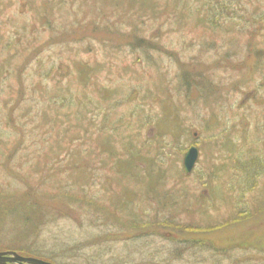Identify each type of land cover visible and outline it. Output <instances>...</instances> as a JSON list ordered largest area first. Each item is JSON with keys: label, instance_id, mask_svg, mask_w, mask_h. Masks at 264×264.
Listing matches in <instances>:
<instances>
[{"label": "rangeland", "instance_id": "rangeland-1", "mask_svg": "<svg viewBox=\"0 0 264 264\" xmlns=\"http://www.w3.org/2000/svg\"><path fill=\"white\" fill-rule=\"evenodd\" d=\"M249 2L261 32L246 21V36L216 42L180 22L159 38L174 56L122 66L128 37L101 10L118 0H0V251L53 264H264V0ZM51 65L62 68L49 76ZM185 72L210 83L183 92ZM57 78L69 99L50 97ZM65 110L74 121H55ZM29 188L31 225L19 213ZM8 197L17 207L3 212Z\"/></svg>", "mask_w": 264, "mask_h": 264}, {"label": "trees", "instance_id": "trees-1", "mask_svg": "<svg viewBox=\"0 0 264 264\" xmlns=\"http://www.w3.org/2000/svg\"><path fill=\"white\" fill-rule=\"evenodd\" d=\"M111 3L113 1H110ZM109 2V3H110ZM117 6L115 3L113 4L115 6V10L113 8L109 9H103L102 11H106L105 15L111 16L113 20H116L114 22L113 27L117 34L118 32L121 33V36L125 34V36L128 37L126 41H128L129 44V54L125 52V49H123L122 46L118 45L120 48L117 51L124 50L123 53H125L123 59H121V65H135V64H146V63H157L161 59V55L163 54H170L171 56H174V51L166 46L159 38L161 36H165L168 33H174V28L178 23L185 22V24L189 23V21L192 23L193 33L192 36L196 38L203 37L204 34H207V36L211 37L214 41L218 42V38L213 37V35H217L219 32L220 34H223L225 31L228 33L226 34V37L230 39L229 35L234 31V29H237V33L241 34L243 36H246V33L243 32V24H252L253 26L256 25V27L259 26L258 22L261 19L254 18L253 15L249 13V8H255L250 4L249 0H118ZM148 13V14H147ZM104 15V14H102ZM104 15V16H105ZM122 17H128V18H139V22H131L128 25H126V28L121 27L122 23ZM238 17V18H237ZM241 18V19H240ZM145 19H150L148 22H144ZM264 20V15H263ZM153 25H148L147 23H152ZM244 22V23H243ZM143 24H147V29H142L141 26ZM259 26V32L262 30ZM142 30V32L139 31ZM157 29V30H156ZM125 30V32H124ZM156 32L154 33V31ZM127 31L129 33H127ZM247 31V30H246ZM250 32L247 33L249 36L253 34L252 30H249ZM126 37V38H127ZM210 40L206 41L207 44L212 47V44H209ZM216 44V43H215ZM227 44V43H226ZM124 46V45H123ZM215 46V45H214ZM213 46V47H214ZM230 46V45H229ZM228 45L226 47L229 48ZM249 46V45H247ZM246 46V47H247ZM217 48V45H216ZM254 51V54L259 53L260 51L257 49L252 48ZM224 51H221V57H223ZM116 59V58H114ZM114 59L110 62V65H113ZM78 60H81L80 58L76 60L78 63ZM82 64L84 69L90 70V68H93L92 65L88 63L87 60L80 61L77 65ZM120 64L118 63V66ZM71 67V66H70ZM62 68L60 65H51L50 67L45 69V74H49V76L52 74V72L57 71V69ZM186 76H182L179 79V83L182 87V91L185 92L186 90H191L193 86L192 83L196 82L199 85L197 86V89L203 90L205 86H207L205 83L209 82L210 80H207L205 77H199L194 74H190L188 72H185ZM183 75V74H182ZM87 76L81 74L79 75V79L81 81L85 82L87 80ZM57 80H60L59 78L54 80V84H56ZM60 82V81H59ZM192 82V83H191ZM210 83V82H209ZM84 84V83H83ZM195 84V83H194ZM215 84V83H214ZM211 82V86H214ZM59 85V83H58ZM56 84V86H53L52 89H56L53 93H50V97L54 98V100H57V97L60 96V98L65 99L66 94L63 92L62 89ZM192 86V87H191ZM180 87V86H179ZM191 87V88H190ZM196 87V86H195ZM196 89V88H195ZM201 93V92H200ZM178 98L177 100H180L181 96L184 94L180 93V90L178 91ZM19 97V96H18ZM173 101L176 97L173 96ZM69 99V98H66ZM15 102V101H14ZM16 104V102H15ZM84 112L81 111L80 115L77 117H81ZM53 120L54 116L50 115ZM73 115L71 112L65 110L63 115H61L59 118H56L55 121H59L60 118H63L62 121H68ZM73 118H76L73 116ZM74 121V120H70ZM5 123H8L10 127H15L13 125L14 120H11L9 118H5ZM17 127V126H16ZM194 133L198 132V129H195ZM21 131V130H19ZM194 133L192 134L194 136ZM17 137L20 136V133H17ZM20 140V139H19ZM13 140L10 141L9 146H11ZM17 141V140H16ZM21 141V140H20ZM19 141L18 144L21 142ZM2 142V143H1ZM0 142V154L4 155L5 151H7L8 145H3L5 141ZM31 188L20 190V196L22 197V209L20 210V217L21 221L27 225H31L32 220L40 221L39 218H33L36 216L35 214L39 213V210L37 207H39L38 201L33 198L32 193H26L29 192ZM1 192V191H0ZM11 193V192H9ZM6 192L5 194H9ZM56 193V192H55ZM10 195V194H9ZM65 195V194H64ZM77 197V195H75ZM4 203L5 205L1 208V211H7L8 208L14 207L16 209L17 205L13 203L15 200H9V197ZM42 214H44V209H42ZM172 224V221H165V224ZM32 250V249H31ZM29 250L28 252L30 254H35L34 251L31 252Z\"/></svg>", "mask_w": 264, "mask_h": 264}, {"label": "water", "instance_id": "water-1", "mask_svg": "<svg viewBox=\"0 0 264 264\" xmlns=\"http://www.w3.org/2000/svg\"><path fill=\"white\" fill-rule=\"evenodd\" d=\"M199 150L196 145L189 146L182 157V173L189 174L193 169ZM0 264H53L37 257L19 255L15 251H0ZM55 264V263H54Z\"/></svg>", "mask_w": 264, "mask_h": 264}]
</instances>
